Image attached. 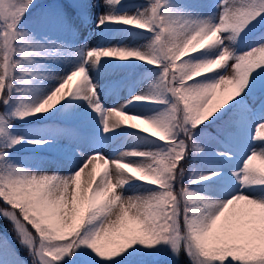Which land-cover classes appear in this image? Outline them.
Returning <instances> with one entry per match:
<instances>
[{
	"label": "snow or ice",
	"instance_id": "obj_1",
	"mask_svg": "<svg viewBox=\"0 0 264 264\" xmlns=\"http://www.w3.org/2000/svg\"><path fill=\"white\" fill-rule=\"evenodd\" d=\"M256 161L264 0H0V264H264Z\"/></svg>",
	"mask_w": 264,
	"mask_h": 264
},
{
	"label": "rangeland",
	"instance_id": "obj_2",
	"mask_svg": "<svg viewBox=\"0 0 264 264\" xmlns=\"http://www.w3.org/2000/svg\"><path fill=\"white\" fill-rule=\"evenodd\" d=\"M39 1V0H38ZM41 1V0H40ZM124 121H125V125H128V124H132V123H136L135 121H131V120H128L127 118H123ZM140 127H146L145 125H139ZM27 155V154H26ZM43 159H48V157H42ZM96 165H97V173L99 174L100 172H103L104 171V168H103V162L102 161H96L95 162ZM254 165L257 166V167H264L262 165H260V163L258 161L254 162ZM1 221V219H0ZM6 225V226H5ZM5 225H2L1 222H0V229H2L4 232L7 233V235L12 238L13 240H15V237L13 235V232L12 230H8L9 228V225L8 224H5ZM17 248L19 249V245L17 244ZM20 252L21 254L24 256L25 259H27V253L23 250V249H20ZM183 259V258H182Z\"/></svg>",
	"mask_w": 264,
	"mask_h": 264
},
{
	"label": "trees",
	"instance_id": "obj_3",
	"mask_svg": "<svg viewBox=\"0 0 264 264\" xmlns=\"http://www.w3.org/2000/svg\"><path fill=\"white\" fill-rule=\"evenodd\" d=\"M38 2H44V1H43V0H41V1L39 0ZM0 222H1V224H2V225L8 224V225H9V228H8V230H10V229H11V225H10V224H9V223H8L6 220H2V219H1V221H0ZM5 226H6V225H5ZM13 235H14V234H13Z\"/></svg>",
	"mask_w": 264,
	"mask_h": 264
},
{
	"label": "bare ground",
	"instance_id": "obj_4",
	"mask_svg": "<svg viewBox=\"0 0 264 264\" xmlns=\"http://www.w3.org/2000/svg\"><path fill=\"white\" fill-rule=\"evenodd\" d=\"M87 171V170H86ZM82 180H83V176H82Z\"/></svg>",
	"mask_w": 264,
	"mask_h": 264
}]
</instances>
